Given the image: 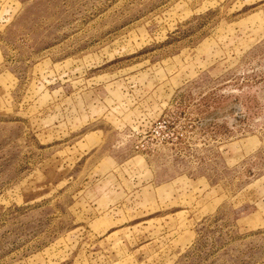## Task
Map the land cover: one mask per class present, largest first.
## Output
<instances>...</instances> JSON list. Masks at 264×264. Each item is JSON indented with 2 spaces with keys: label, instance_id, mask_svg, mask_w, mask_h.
<instances>
[{
  "label": "rangeland",
  "instance_id": "obj_1",
  "mask_svg": "<svg viewBox=\"0 0 264 264\" xmlns=\"http://www.w3.org/2000/svg\"><path fill=\"white\" fill-rule=\"evenodd\" d=\"M0 264H264V0H0Z\"/></svg>",
  "mask_w": 264,
  "mask_h": 264
}]
</instances>
